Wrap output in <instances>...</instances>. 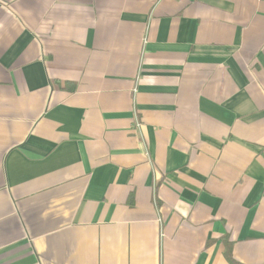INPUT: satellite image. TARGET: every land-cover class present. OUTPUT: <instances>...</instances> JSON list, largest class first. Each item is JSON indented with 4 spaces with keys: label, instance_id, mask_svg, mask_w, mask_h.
I'll return each instance as SVG.
<instances>
[{
    "label": "crops",
    "instance_id": "1",
    "mask_svg": "<svg viewBox=\"0 0 264 264\" xmlns=\"http://www.w3.org/2000/svg\"><path fill=\"white\" fill-rule=\"evenodd\" d=\"M0 264H264V0H0Z\"/></svg>",
    "mask_w": 264,
    "mask_h": 264
}]
</instances>
